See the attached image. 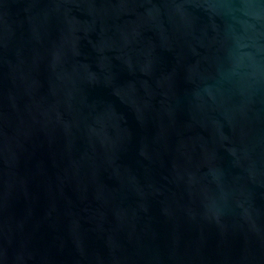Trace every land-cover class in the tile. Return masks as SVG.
Listing matches in <instances>:
<instances>
[{"label":"water","instance_id":"obj_1","mask_svg":"<svg viewBox=\"0 0 264 264\" xmlns=\"http://www.w3.org/2000/svg\"><path fill=\"white\" fill-rule=\"evenodd\" d=\"M0 264H264V0H0Z\"/></svg>","mask_w":264,"mask_h":264}]
</instances>
